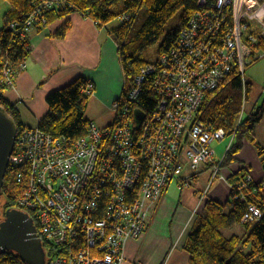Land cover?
<instances>
[{
    "label": "built area",
    "instance_id": "1",
    "mask_svg": "<svg viewBox=\"0 0 264 264\" xmlns=\"http://www.w3.org/2000/svg\"><path fill=\"white\" fill-rule=\"evenodd\" d=\"M197 2L176 44L156 64L144 66L128 96L112 104L116 118L110 127L90 122L78 140L55 137L40 124L19 132L8 170L23 188L18 208L31 213L36 236L46 244V264H125L128 240L143 238L148 212L170 182L189 188L185 173L196 176L203 165L213 170L210 185L220 178L234 135L204 123L200 109L232 71L244 77L251 60L264 56L255 51L259 36L248 33L253 22L264 33V0ZM69 7L67 0H33L32 10L13 22L10 32L27 40L50 27L51 11ZM19 72L8 56L0 86L15 88ZM152 74L158 105L142 112L138 126L136 103ZM95 91L88 81L83 94L92 97ZM227 137L229 146L218 160L215 145ZM252 182L249 175L233 198L246 205L244 224L258 223L262 215L245 196Z\"/></svg>",
    "mask_w": 264,
    "mask_h": 264
},
{
    "label": "trees",
    "instance_id": "2",
    "mask_svg": "<svg viewBox=\"0 0 264 264\" xmlns=\"http://www.w3.org/2000/svg\"><path fill=\"white\" fill-rule=\"evenodd\" d=\"M9 11L3 17L0 26V70L9 56L14 67L20 66L30 57L32 45L29 39L21 41L13 37L10 25L32 9L33 0H8ZM70 9L53 10L48 16L50 25L60 21L73 12H79L106 26L119 20L117 28L112 29L111 35L119 45V60L125 74L124 99L128 96L134 80L141 74V69L148 64H156L143 57L144 47L156 44L162 38L158 55L170 50L177 42L183 26L193 16L197 0H67ZM181 13L178 26L167 31L172 18ZM129 16L128 21L121 22L120 18ZM143 21L136 26L139 20ZM67 22L55 34L63 39L70 29ZM261 24H249L248 33L259 36L256 51L264 53V37L259 29ZM260 58L254 59V61ZM155 76L152 74L145 80L142 94L136 103L140 112H148L158 105V96L154 88ZM84 78H78L64 88L55 90L47 95L49 112L40 122L42 130L53 136H65L71 140L85 136L89 132L90 120L85 117L88 102L91 98L83 94L87 85ZM252 84L238 70L230 73L228 79L219 88L208 93L200 109L201 120L214 129L223 128L228 136L234 135L232 147L225 154L222 167L233 164L236 155L243 149L244 139H249L259 154L264 173V148L256 138L257 126L264 121V100L254 111L245 116L243 105L248 101ZM8 88L0 86V105L18 122V131L24 128L16 106L6 99ZM247 167L234 173L229 178L232 191L230 200L226 203L208 200L205 204L203 217L197 220L185 243L186 251L192 256L190 264H264V179L248 185L245 196L262 210L258 223L244 224L241 220L245 214L246 205L235 201L238 184L249 176ZM4 184V196L0 205L5 202L7 207H18V201L23 188L17 184L15 175L8 170ZM31 216V213H29ZM240 224L249 231L246 236L227 237L223 230ZM44 247L46 244L43 243ZM0 264H26L20 255L6 252L0 256Z\"/></svg>",
    "mask_w": 264,
    "mask_h": 264
},
{
    "label": "crops",
    "instance_id": "3",
    "mask_svg": "<svg viewBox=\"0 0 264 264\" xmlns=\"http://www.w3.org/2000/svg\"><path fill=\"white\" fill-rule=\"evenodd\" d=\"M67 22L71 25L67 35L63 39L55 37ZM110 24L101 26L93 19L73 12L52 23L46 30L30 34L31 55L23 62V69L21 65L17 67L20 72L15 88L5 93L6 99L18 109L24 127L39 125L49 112L47 95L78 78L96 84L95 94L88 102L89 120L99 128L110 127L114 123L116 116L112 104L123 97L126 83L119 60V45L110 32L117 27L111 28ZM243 144V149L236 155L237 160L224 166L225 173L221 175L222 168L220 178L211 185L210 176L206 181L203 179L205 173L211 170L205 165L196 176L185 173V179L188 178L191 183L189 188H181L176 181L179 198L169 196L174 181L169 183L148 212L143 238L128 240L125 264H190L192 256L186 251L185 243L205 212L206 204L203 210L200 207L202 193H207L208 200L223 204L228 202L232 191L229 178L245 167L249 169L253 184L264 179L256 148L249 139H244ZM225 231L223 233L227 237L246 236L249 232L240 224Z\"/></svg>",
    "mask_w": 264,
    "mask_h": 264
},
{
    "label": "water",
    "instance_id": "4",
    "mask_svg": "<svg viewBox=\"0 0 264 264\" xmlns=\"http://www.w3.org/2000/svg\"><path fill=\"white\" fill-rule=\"evenodd\" d=\"M139 126L145 115L135 112ZM18 122L0 105V202L4 196V184L13 155L16 139L19 135ZM28 212L13 210L4 221L0 222V256L6 252L18 253L26 264H46L42 240L36 236L37 229Z\"/></svg>",
    "mask_w": 264,
    "mask_h": 264
},
{
    "label": "rangeland",
    "instance_id": "5",
    "mask_svg": "<svg viewBox=\"0 0 264 264\" xmlns=\"http://www.w3.org/2000/svg\"><path fill=\"white\" fill-rule=\"evenodd\" d=\"M9 7H10V4H9L8 0H0V26H3V24H4L3 17L9 11L8 10ZM181 15H182L181 13H177V15L172 18V20L170 21V23L168 25L169 27H168L167 31L178 26L179 19H180ZM142 21H143V19L139 20V22L137 23L136 26H139V24ZM118 24H120L119 20L114 21L110 24V27L111 28L117 27ZM259 30H260V32L262 31L261 28ZM261 35L264 36V33L261 32ZM162 40H163V38L159 42H157L156 44H151V45L144 47L142 50L143 57L150 60L151 62L158 60V58L160 57L158 55V51H159L158 47H159L160 43L162 42ZM255 51H256V49H255ZM258 52L256 51V53H258ZM253 60H254V58L251 60V64L247 65L246 71L244 73V77L248 80V82L250 84H252V87H251L252 91H251L250 96L248 98L249 100L246 101L245 104L243 105V110H245V116L251 114L255 108H257L259 105L262 104V102L264 100V56H262L260 59L254 61V62H253ZM85 117L87 119H89L88 108L85 112ZM255 132H256V138L258 136V138H257V140H259L258 142H260V144L264 148V121L261 122L257 126V130H255ZM230 139H231V137H227L222 142V144H220V145L214 144L216 147V150H217L216 156H217L218 160L222 159V157H223L222 155L225 153L226 148L229 146ZM256 169L257 168H255V171H256ZM225 171H226V168H223L221 175L223 173H225ZM212 172H213V170H210V171H207L205 173V176H203L204 181H206L205 179H207V176L211 177ZM177 188H178L177 182L174 181V183H172V186L169 190L170 191L169 196H171V198H173V199L179 198V196H180V191ZM207 201H208V197L206 195L205 200L202 202V205L200 206L201 210H203V207ZM202 212H204V211H202ZM223 232L226 233L225 230H223ZM238 232H240V231L238 230ZM240 233L242 234V232H240Z\"/></svg>",
    "mask_w": 264,
    "mask_h": 264
},
{
    "label": "flooded vegetation",
    "instance_id": "6",
    "mask_svg": "<svg viewBox=\"0 0 264 264\" xmlns=\"http://www.w3.org/2000/svg\"><path fill=\"white\" fill-rule=\"evenodd\" d=\"M13 210L18 211L19 213H20V212H25V211L22 210L21 208H18V207L10 208V207H7V204H5V202L2 203V204L0 205V222L4 221L5 218L7 217V215H8L9 213H11ZM33 220H34V219H33ZM33 226L35 227V229H37V223H36L35 220H34V222H33ZM44 251H45V262H46V249H45V247H44Z\"/></svg>",
    "mask_w": 264,
    "mask_h": 264
}]
</instances>
